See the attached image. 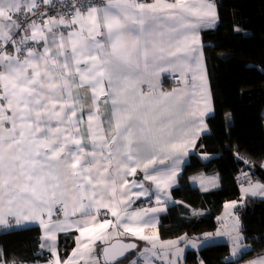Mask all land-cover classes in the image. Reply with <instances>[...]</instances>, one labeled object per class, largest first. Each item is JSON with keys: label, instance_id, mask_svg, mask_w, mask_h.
<instances>
[{"label": "snow or ice", "instance_id": "1", "mask_svg": "<svg viewBox=\"0 0 264 264\" xmlns=\"http://www.w3.org/2000/svg\"><path fill=\"white\" fill-rule=\"evenodd\" d=\"M217 19L212 0H0V228L38 225L45 264H181V242L199 238L162 241L158 214L209 130L200 30ZM226 216L215 235L240 264L245 237ZM61 233L74 235L68 258Z\"/></svg>", "mask_w": 264, "mask_h": 264}, {"label": "trees", "instance_id": "2", "mask_svg": "<svg viewBox=\"0 0 264 264\" xmlns=\"http://www.w3.org/2000/svg\"><path fill=\"white\" fill-rule=\"evenodd\" d=\"M214 1L218 23L201 32L214 112L207 120L209 134L198 142L203 148L189 157L172 190L171 198L181 203L159 217L162 241L201 238L217 229L223 205L241 200L237 155L253 162L254 182L264 184V0ZM196 173L217 175L219 188L202 192L192 187L189 177ZM240 221L250 246L243 258L264 254V200H246ZM40 239L38 227L0 233V259L44 262L50 253L41 251ZM71 248L72 234L61 235V257ZM229 254L226 243L204 245L197 253L186 251L183 264H231Z\"/></svg>", "mask_w": 264, "mask_h": 264}, {"label": "crops", "instance_id": "3", "mask_svg": "<svg viewBox=\"0 0 264 264\" xmlns=\"http://www.w3.org/2000/svg\"><path fill=\"white\" fill-rule=\"evenodd\" d=\"M212 2H213V4H214L215 10H216V12H217V7H216V4H215V1L212 0ZM217 17H218V13H217ZM217 23H218V19H217V21H216V23H215V25H214L213 27H211V28H204V29H201V30H200V37H201V32H202L203 30H206V29H213V28L217 25ZM164 87H165V88H170V87H171V84H170V83H165V84H164ZM212 114H213V113H211V114L209 115V117H210ZM209 117H208V118H209ZM206 134H209V130H208V132H206L204 135H206ZM202 136H203V135H202ZM195 153H196V150H194L193 152H191V153L189 154V156L185 159V162H184V164L182 165V171H183V167H184V165L187 163L189 157L192 156V155L195 154ZM263 165H264V163H263ZM262 170L264 171V166H262ZM182 171L180 172V175H181ZM180 175H179V177H180ZM201 177H204V178H205V184H206L207 190H204V188L201 187ZM213 177L215 178V184H207V179H206V178H213ZM178 179H179V178H178ZM189 182H190V184H191L192 187L198 188V189H199L200 191H202V192H207V191H211V190H215V189H218V188H219V177H218L217 175H204V174H201V173L193 174V175H191V176L189 177ZM256 183L263 184V183H261V182H259V181H255L253 184H256ZM176 186H177V185H176ZM176 186H175V187H176ZM175 187H174V188H175ZM174 188H173V189H174ZM173 189H172V190H173ZM242 189H243V188H238V190L240 191V198H241V200H239V201H235V202H238V203H237V207H236L235 209H230V210H229V209H225V207H224L225 204H228V203H230V202H226V203L223 205L222 211H221V213L219 214V216L217 217V229H216L214 232H212V233H208V234H206V235H208V236L210 237V239H209L208 241H204L203 238L205 237V235L202 236L201 238H199V239L197 240V243H198V247H197V248H192L190 245H186L185 242H181V247L184 248L183 258H184V254L186 253V251H191V252L197 253V252H198V251H199L204 245H212V244H218V243H226V244H228L229 247H230V254L227 256L226 261H227V262H231V264H234V261H235L236 259H238L239 257H231L232 241L229 239L228 236H216V235H215V233H216L218 230H221V229H222L221 218H225V219H227L228 217L226 216V213H227L228 211L233 212V213L235 214V216L238 217L239 222H240V228H241V230H242V225H241V221H240V217H241L242 213L239 214V213H238V209L241 207L242 204H243L244 207H245V202H246V200H256V199L264 200V196H262V195H256V196L248 195V196H244ZM242 197H243V198H242ZM153 201H154V198H153ZM176 201H177V200H173L172 198L169 199V200L167 201L166 211H167V209H168L169 207L181 203L180 201H178L179 203H176ZM231 202H234V201H231ZM138 203H139V201H138ZM143 206H154V203H153L152 205L145 204V205H143ZM166 211L161 212V213L158 214V223H159V217H160V215H161V214H164ZM199 213H200V212H199ZM29 227H38V225H29V226L26 227V228H29ZM26 228H0V233H3V232H9V231H19V230H24V229H26ZM38 228H39V227H38ZM39 229H40V228H39ZM157 230H158V225H157ZM146 232H148V234H151V230H146ZM40 233H41V236H42V231H41V230H40ZM69 234H72V233H69ZM242 234H243V232H242ZM61 235H67V234H64V233L59 234V236H58V241H57L58 249H59V237H60ZM243 236H244V234H243ZM244 237H245V236H244ZM118 239H124V240H128V241H134L135 243H137L139 249H142L143 247L146 246V242H145V241L138 240V239H136L135 237L122 236V237H119ZM41 242H42V241H41V239H40V243H41ZM241 243H242V245H246V246H247L246 248H243V250H242L241 255L243 256V255H245L247 252L250 251V246H249V244H247V243L245 242V238H244V240H243ZM74 247H75V239H74V235L72 234V248H71V250H70L69 252H67V256H66L65 258L70 257L71 252H72V250H73ZM97 247H98V250H99V249L102 247V245H99V244H98ZM40 249H41V248H40ZM41 251L46 252L47 250H41ZM65 251H67V250H66V249L63 250V252H65ZM47 252H48V251H47ZM59 254H60V256H61V252H60V251H59ZM129 257H130L131 259H137V255H136V254L131 255V256H129ZM257 257H258V256H252V257H249V258H243V259H240V264H247V261H249V260H253V259H256ZM183 258H182V262H181V264H183ZM2 262H3V261L0 259V264H2ZM9 264H10V263H9ZM26 264H45V261H44V262H43V261H42V262H36V263H26ZM126 264H130V261H127Z\"/></svg>", "mask_w": 264, "mask_h": 264}, {"label": "built area", "instance_id": "4", "mask_svg": "<svg viewBox=\"0 0 264 264\" xmlns=\"http://www.w3.org/2000/svg\"><path fill=\"white\" fill-rule=\"evenodd\" d=\"M236 158L241 162L239 164V172L236 176V185L238 188H246L248 187L249 182L252 184L254 183V179L252 177V170L251 166L253 165V162L249 159L237 155ZM247 161V163H245ZM244 205L242 204L241 207L238 209V213H243Z\"/></svg>", "mask_w": 264, "mask_h": 264}, {"label": "water", "instance_id": "5", "mask_svg": "<svg viewBox=\"0 0 264 264\" xmlns=\"http://www.w3.org/2000/svg\"><path fill=\"white\" fill-rule=\"evenodd\" d=\"M227 220H228V222L230 223L231 222V219L230 218H227ZM120 240H122V241H124V242H131V243H135L134 241H128V240H124V239H120ZM135 244H137V243H135ZM103 247V246H102ZM101 247V248H102ZM131 255H134L133 253H128V256H131Z\"/></svg>", "mask_w": 264, "mask_h": 264}, {"label": "rangeland", "instance_id": "6", "mask_svg": "<svg viewBox=\"0 0 264 264\" xmlns=\"http://www.w3.org/2000/svg\"><path fill=\"white\" fill-rule=\"evenodd\" d=\"M212 115H213V114H212ZM212 115H211V116H212ZM211 116H210V117H211ZM207 120H208V119H207ZM196 174H198V173H196Z\"/></svg>", "mask_w": 264, "mask_h": 264}]
</instances>
